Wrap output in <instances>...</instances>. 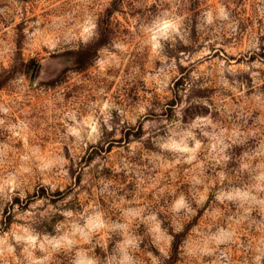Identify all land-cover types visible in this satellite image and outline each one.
Instances as JSON below:
<instances>
[{
	"label": "rangeland",
	"instance_id": "1",
	"mask_svg": "<svg viewBox=\"0 0 264 264\" xmlns=\"http://www.w3.org/2000/svg\"><path fill=\"white\" fill-rule=\"evenodd\" d=\"M264 0H0V264H263Z\"/></svg>",
	"mask_w": 264,
	"mask_h": 264
},
{
	"label": "trees",
	"instance_id": "2",
	"mask_svg": "<svg viewBox=\"0 0 264 264\" xmlns=\"http://www.w3.org/2000/svg\"><path fill=\"white\" fill-rule=\"evenodd\" d=\"M264 264V263H263Z\"/></svg>",
	"mask_w": 264,
	"mask_h": 264
}]
</instances>
